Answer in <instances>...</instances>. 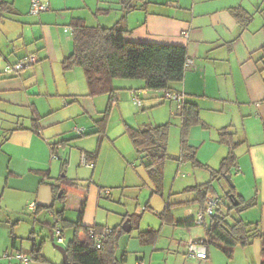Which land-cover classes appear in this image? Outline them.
I'll return each mask as SVG.
<instances>
[{
	"label": "crops",
	"instance_id": "1",
	"mask_svg": "<svg viewBox=\"0 0 264 264\" xmlns=\"http://www.w3.org/2000/svg\"><path fill=\"white\" fill-rule=\"evenodd\" d=\"M0 1L4 3L0 6V264H20L15 259L2 258V254L20 253L35 261L31 252L34 246L41 247L38 240L42 239L39 238L41 233L37 235V226L48 228L54 237L55 230L50 229L54 213L63 211L66 220L79 221L87 228L122 229V224L129 220L130 232V217L141 216L123 211L118 216L120 220L109 226L108 216L100 214L103 209L100 200L111 196L110 192L102 195L101 190H111L112 186L105 185L102 180L101 149L107 143L110 147L115 146L126 136L124 126L130 125L123 123L118 131H110L106 126L104 136H99L96 121L109 106L110 96H88L81 69L62 71L61 61L72 51V26L76 22L102 28L119 24L127 31L124 38L128 42L186 48L187 59L192 63L186 67L177 91L170 90L182 93L184 102L198 106L199 119L206 130L214 126V121L221 122L222 126L216 129L218 139L214 143L217 145L207 146L208 152L211 157L233 151L236 167L231 170L230 179L234 172V177L239 179L235 188L241 189L234 195L252 204L239 214L231 212L230 219L255 224L264 233V62L260 61L262 55L259 52L264 46V18L256 20L250 11L259 12L264 0H143L145 4L134 1L135 8L129 12L123 10L120 0H40L48 10L36 16L29 15L30 0ZM237 7L250 17L243 28L231 14ZM4 21H11V24ZM18 38L20 43L15 47ZM31 44H34L33 50L28 46ZM30 56L35 62L27 69H11ZM114 81L119 80L111 82L116 90L114 99L117 91L123 90H129V94L140 90L139 95L148 99L154 95L144 90L142 82ZM36 119L37 132L33 127ZM144 124L141 126L158 125ZM141 126L130 127L143 128ZM223 128H229L233 134L232 141L236 144L233 149L220 142ZM66 147L78 151L79 172L75 170L72 175L68 174L67 157L63 159L59 154ZM96 150V160H88L93 164L92 168H87L90 172L80 171L81 154ZM144 162L142 160L141 164ZM199 163L212 170L219 168V165L214 169L208 163ZM145 173L152 182L146 170ZM221 180L212 183L214 190L215 183ZM208 181L187 186L181 192L187 193L186 197L166 204L156 214L160 222L159 228L154 230L159 233L153 245H142L137 239L138 233L153 228L138 231L135 239L140 246L133 252L136 255L133 264L263 262L259 238L252 239L246 247H234L231 257L207 242L206 259L186 255L185 243L206 240V228L210 223L209 217H204L201 224L197 223V196L187 189ZM142 182L140 187L146 185ZM70 189L78 192L71 193ZM77 193L80 196L75 199ZM154 193L159 191L155 188L151 194ZM32 203L36 205L35 210L29 208ZM167 206L169 216L163 219L164 215H160L165 213ZM68 208L77 212L75 219L68 217ZM147 210H151L149 202L141 211ZM25 211L31 214L32 222H26ZM67 230L72 232V229ZM124 235L119 238L115 256L129 264L128 250L124 248L119 252ZM78 239L83 242L84 233L80 232Z\"/></svg>",
	"mask_w": 264,
	"mask_h": 264
},
{
	"label": "trees",
	"instance_id": "2",
	"mask_svg": "<svg viewBox=\"0 0 264 264\" xmlns=\"http://www.w3.org/2000/svg\"><path fill=\"white\" fill-rule=\"evenodd\" d=\"M120 1L123 10L129 12L135 8L134 1L137 4L143 0ZM143 4H145L144 1ZM0 6H4L1 1ZM231 14L242 28L250 18L239 7L233 8ZM126 33L127 31L123 30L119 24L110 28H102L87 27L81 22H76L72 26V51L60 64L64 72L74 68L82 70L88 88V96L97 97L105 94L110 96L109 106L102 113L101 119L96 121L98 127L96 133L101 137L105 134L111 104L115 101L114 93L116 90L111 86L112 80H137L143 83V88L146 91L171 92L170 85L180 83L186 69L187 52L185 47L128 42L124 38ZM259 52L262 55L260 61L264 62V46L259 49ZM178 114L182 120L184 133H187L189 128L201 123L199 109L195 103L183 102ZM37 122L36 119L33 124L36 132ZM201 125L205 127L203 124ZM124 130L138 158L145 161L144 168L159 191L158 184L161 181V171L168 158L166 152L168 124L143 128L125 125ZM219 136L220 142L227 144L231 149L236 146L232 141L233 134L229 132V128L221 129ZM182 149L183 158H187L194 166L201 167L209 173L210 180L207 183L187 189V191L196 193L199 212L202 213L208 197H217L219 204L220 199L216 196L212 183L219 179H225L227 175L231 177V170L236 167V157L230 150L226 157L221 160L218 170H212L196 160L195 151L186 144L185 139H182ZM85 154L88 156V160L94 162L98 156V151ZM234 192L235 189L229 187V191L226 193V198L230 200L227 209L228 214H223L217 210V204L214 214L208 216L210 223L206 228V242L208 245L220 248L227 257H231L234 247H246L252 239L259 238L262 242L261 257L263 262L261 264H264V233H261L255 224L245 223L242 220H234L230 223L226 219L231 217V212L239 214L252 206L251 203H245L241 198L235 196ZM50 211H52L51 208ZM168 212L167 206L165 213L160 216L164 215L163 219H167ZM52 215L54 223L50 229H58L62 238L65 230L72 229V237L65 249L69 264H124V260L117 259L115 256L119 238L124 235L121 227L94 226L87 228L83 227L79 221L69 222L66 220L63 211ZM130 219L132 229H136L139 217L136 219L130 217ZM105 229L110 230V234L98 243L97 236ZM80 232L85 235L83 242L78 239ZM158 233L157 230L149 229L138 233L137 239L142 245H153ZM40 250L39 245L34 246L31 252L32 259H42Z\"/></svg>",
	"mask_w": 264,
	"mask_h": 264
},
{
	"label": "rangeland",
	"instance_id": "3",
	"mask_svg": "<svg viewBox=\"0 0 264 264\" xmlns=\"http://www.w3.org/2000/svg\"><path fill=\"white\" fill-rule=\"evenodd\" d=\"M250 11L254 13L256 20H262L264 16H262L261 13H264V3L262 4L261 10L259 12L258 10L253 9ZM29 15L36 16L30 14V11ZM4 22L5 24H11V21ZM19 43L20 39L18 38L16 39L14 46L18 47ZM28 46L30 49H34V44ZM116 80L119 81L114 82H141L137 80ZM177 84L178 83H172L170 88L173 89V91L176 90ZM128 91L129 90L117 91L115 96L116 99L108 115L109 121L107 126L110 131H118L119 128L123 127V123H127L130 126L135 125L136 127L145 125L144 123L152 125L168 124L166 149L168 158L166 159L161 171V181L159 183L160 185L158 184L159 193L151 194V192H153L156 187L152 182L149 181L145 173L144 165L141 164L140 159H137V155L134 153L127 136L122 137V139L117 144H115V146L110 147L107 143V147L103 146L101 149V160L103 165L102 180L105 185L112 186H110L111 190L108 189L111 193L110 198L106 199L102 197L100 200V208H103L100 209V214H103V216H108L107 223L109 226L114 225L117 220H120L118 216L121 215L123 211L130 215L141 214L140 218L138 219L136 229H132L130 233L125 234L123 236L124 239L120 241L121 243L119 252L121 253L122 250L126 248L130 253L128 254V256L130 255L129 264H133L134 258L136 256L133 252H137L139 249L138 247L140 246L135 239L138 231H144L148 228L158 229L160 220L156 214L161 212L166 204L173 203L177 198L186 197L187 193L182 194L181 192L187 186L193 185L195 183H203L209 179V174L206 172V170L202 169L201 167L194 166L191 161L187 160L185 157H182V139H185L186 144L193 148L195 151L196 160H198V162L208 163V165L214 169L218 168L219 161L226 154L224 153L222 156L220 153H218L210 157L208 152L209 148L207 147L210 145H217L214 143L218 139L216 129L222 126L221 122L214 121V126H212L213 128L211 127V129L209 128L207 130L201 125L202 123H200V125L191 127L187 133H184L182 120L178 114L176 102L169 99H163L164 91L150 92L154 94L152 95L153 97L151 99L145 98L143 94L139 95L140 90H136V93L131 92L132 94H129L130 92ZM134 96H137V98L140 100V107L135 105L133 100ZM150 103H155V105H151ZM83 117L84 119L90 121L87 116ZM218 147L219 146L215 148ZM223 148L225 147L223 146ZM77 152L78 151L75 149L69 147L59 151L61 158L64 159L67 157L70 163L68 170L69 175H72L75 170L79 172V167L77 166ZM63 153H65L64 156ZM88 170L91 169H87L84 166H82L80 169L82 172ZM233 173L230 180L235 188L239 183V179L235 178ZM142 181H144L146 184L144 187H140V185L143 183ZM214 187L216 196H218L220 199L218 210L221 213L226 214L230 202V200L226 198V193L229 191V185L225 179H222L221 181L216 182ZM69 191H71V193L78 192L77 189H70ZM237 191H241V189L235 188V192ZM79 196L80 195L77 193L75 195V199H78ZM146 202H149L151 210L142 212L141 210L143 209V206ZM67 215L68 217H73V219H75L77 212H75L73 208H68ZM24 218L26 222L28 220L32 222L33 220L31 214H28L27 211L24 212ZM227 218L228 221L232 223L230 217ZM103 221H105L104 218ZM37 229V235L41 233L39 238H42L41 240H38L41 245L40 255L42 259L38 261L30 260L28 264H63V258L61 254L52 246L49 236V229L40 225L37 226ZM71 237V230L69 232L67 230L65 233H63V244L57 245L66 249L67 243ZM35 238L38 239V237Z\"/></svg>",
	"mask_w": 264,
	"mask_h": 264
},
{
	"label": "built area",
	"instance_id": "4",
	"mask_svg": "<svg viewBox=\"0 0 264 264\" xmlns=\"http://www.w3.org/2000/svg\"><path fill=\"white\" fill-rule=\"evenodd\" d=\"M47 10H48V6L45 3L41 2L40 0H31L30 14L38 15L40 12H45ZM34 62L35 60L33 59V57L30 56L26 58L25 60L20 61L17 64H15L13 67H11V69L14 71L24 70V69H27ZM191 63L192 61L187 59L185 66L187 67ZM163 99H169V100L175 101L177 104V109L178 111H180L182 108L183 102H184V95L179 92L164 91ZM134 102L136 106H140V101L137 98L134 99ZM80 164L86 168L93 167V164L88 161V156L85 153L81 154ZM108 193H109V190L107 189L102 191V195H107ZM217 204H218L217 197H208L206 199L204 211L202 213L199 212L197 214V223L201 224L204 217L213 215L215 212V208L217 207ZM29 208L31 210H35L36 205L32 203L29 205ZM54 233H55V238L53 237L54 242L60 245L63 244V238L59 230L56 229ZM109 234H110V230L108 229L103 230L97 236V242L99 243L101 239L107 237ZM97 247L99 248V245ZM185 252H186V255L189 257H194L197 259H206V253H207L206 240H188L185 243ZM2 258L8 259V260L15 259L20 264H28V262L30 261L29 257H26L20 253H17L15 255L2 254Z\"/></svg>",
	"mask_w": 264,
	"mask_h": 264
},
{
	"label": "water",
	"instance_id": "5",
	"mask_svg": "<svg viewBox=\"0 0 264 264\" xmlns=\"http://www.w3.org/2000/svg\"><path fill=\"white\" fill-rule=\"evenodd\" d=\"M225 180H226V182H228V184H229L231 187H234V185L232 184V182H231V180H230V176H229V175L225 176ZM128 223H129V220H126V221L122 224V230H123L124 232H126V233H129V232H130V229H131L130 224H128ZM50 241H51V243H52L53 248L61 254V256H62V258H63V264H69V263H68V260H67L66 250H65L64 248L58 246V245L54 242V238H53V234H52V233L50 234Z\"/></svg>",
	"mask_w": 264,
	"mask_h": 264
}]
</instances>
